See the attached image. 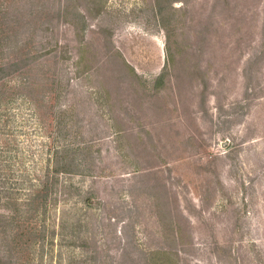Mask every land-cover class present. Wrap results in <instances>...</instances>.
<instances>
[{
  "label": "rangeland",
  "instance_id": "1",
  "mask_svg": "<svg viewBox=\"0 0 264 264\" xmlns=\"http://www.w3.org/2000/svg\"><path fill=\"white\" fill-rule=\"evenodd\" d=\"M0 187L42 264H264V0H0Z\"/></svg>",
  "mask_w": 264,
  "mask_h": 264
},
{
  "label": "trees",
  "instance_id": "2",
  "mask_svg": "<svg viewBox=\"0 0 264 264\" xmlns=\"http://www.w3.org/2000/svg\"><path fill=\"white\" fill-rule=\"evenodd\" d=\"M73 164L72 160H68V163L60 162L55 170L69 172ZM42 185L45 188L44 182ZM1 192H4V195H1ZM16 194L13 189L0 187V201L4 202L3 209L7 211L0 212V264H13L14 257L20 264L39 261L37 256L32 257V253L36 251V244L42 238V226L39 220L35 221L38 223H34L35 226H32L34 224L31 222L39 216L40 207L44 206L42 189H35L28 194L29 197L24 199L26 203L23 208L20 207L22 203L17 200ZM39 258V264H42V254Z\"/></svg>",
  "mask_w": 264,
  "mask_h": 264
}]
</instances>
